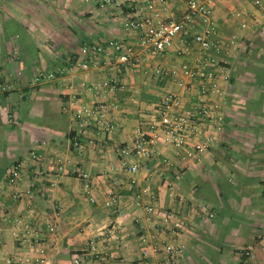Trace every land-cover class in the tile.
I'll return each instance as SVG.
<instances>
[{
    "label": "crops",
    "instance_id": "1",
    "mask_svg": "<svg viewBox=\"0 0 264 264\" xmlns=\"http://www.w3.org/2000/svg\"><path fill=\"white\" fill-rule=\"evenodd\" d=\"M118 1L140 6L146 0ZM153 1L161 20L187 11L186 0H168V9ZM210 9V55L229 74L223 95L211 96L223 106V130L209 151L192 160L160 146L157 158L141 162L138 187L187 224L178 239L183 256L165 264H264V0L260 6L255 0H211ZM124 10L103 0H0V83L11 88L0 92L1 263L44 247L49 264H74L78 256L82 264H134L146 239L165 238L158 220L149 221L136 207L118 150L147 126L166 93L178 94L190 110L197 85L190 81L187 90L142 68H127L109 96L119 106L110 109L112 130L82 125L73 113L72 95L89 101L83 84L106 80L114 59L107 49L101 68H77L84 42L123 40L140 52L138 32L123 26ZM251 18L257 24L242 28ZM206 26L196 18L190 37L179 35L156 63L197 66L200 48L191 37ZM38 72L56 77L36 82ZM15 164L21 165V180L9 186L6 177ZM113 226L118 241L107 235ZM92 243L107 253L106 263L89 257ZM246 248L252 249L249 256L243 255ZM151 260L159 264V256Z\"/></svg>",
    "mask_w": 264,
    "mask_h": 264
},
{
    "label": "built area",
    "instance_id": "2",
    "mask_svg": "<svg viewBox=\"0 0 264 264\" xmlns=\"http://www.w3.org/2000/svg\"><path fill=\"white\" fill-rule=\"evenodd\" d=\"M103 2L120 8L124 7L125 10L121 16L123 26L127 31L138 32L140 52L123 40L115 39L84 42L81 45L75 64L83 71L101 68L107 49L112 50L114 59L110 66L111 75L106 80L91 85L83 84L82 92H88L91 95L89 101L84 102L78 99L80 93L72 95L73 113L78 122L82 125L94 124L105 130H112L109 122L110 109H118L119 106L110 103L109 96L120 87L119 75L127 68H142L145 73L151 72L159 80L171 79L179 88L187 90L191 87L190 81H193L199 92L198 99L190 110L182 107L178 94L166 93L156 103L153 117L147 126L139 128L135 140L130 144L122 145L118 150L121 166L131 175V185L136 191V207L144 209L149 221L158 220L156 225L161 229L158 234L165 236L152 242L146 239V245L141 250V260L134 264H152L153 255L159 256V264L176 262L183 256L184 249L178 243V239L186 230L187 224L178 214L163 212L158 208L155 196L148 189L139 190L136 176L140 171L141 162H147L159 156L160 146L173 148L183 159L192 160L209 151L217 135L223 130L225 119L223 106L218 99H213L211 96L223 95V83L229 81V74L224 62L210 55L215 47L212 40L215 27L210 18L211 0H186L187 11L180 18L173 16L168 20L158 18L156 2L153 0H146L140 6L138 2L129 5V1L123 3L118 0H103ZM158 2L163 9L169 8L168 0H158ZM255 3L260 6L263 0H255ZM198 17L207 22V26L201 32L191 37L192 43L200 48L198 65L183 64L176 69L157 64L158 57L171 48L179 35L190 37V30ZM257 22L253 18L245 20L242 22V28L254 26ZM190 53V49H187V54ZM151 60H154L156 64L151 65ZM55 77L56 74L53 72H38L35 80L39 82ZM9 89H11L10 86L0 83V92ZM76 145L79 143L77 142ZM130 158L136 161L131 162ZM20 180L21 165L15 164L7 174L5 183L16 186ZM15 196L18 197V194ZM50 231H54L52 225ZM107 235L116 241L119 240L118 229L114 226L108 230ZM37 236V233L33 234V237L37 238ZM262 238V235L257 236L258 240ZM37 249V255L20 253L7 257L0 264H49L46 249L44 247ZM251 250V248L244 249L243 255L249 256ZM87 253L90 258L100 263L107 261V253L96 243L90 245ZM82 263L83 259L79 256L74 259V264Z\"/></svg>",
    "mask_w": 264,
    "mask_h": 264
}]
</instances>
